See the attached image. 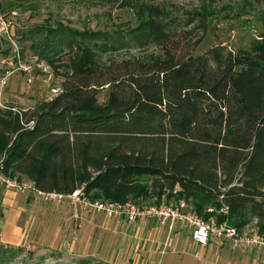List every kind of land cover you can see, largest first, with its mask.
<instances>
[{
    "label": "trees",
    "instance_id": "1",
    "mask_svg": "<svg viewBox=\"0 0 264 264\" xmlns=\"http://www.w3.org/2000/svg\"><path fill=\"white\" fill-rule=\"evenodd\" d=\"M121 7L139 18L126 38L142 52L127 58L96 56L102 31L61 21L17 29L61 82L30 107L0 106L1 171L35 189L82 188L103 201L184 199L238 229L256 219L264 235V29L246 48L193 53L201 36L188 35L206 31L203 13L178 16L155 0Z\"/></svg>",
    "mask_w": 264,
    "mask_h": 264
},
{
    "label": "rangeland",
    "instance_id": "2",
    "mask_svg": "<svg viewBox=\"0 0 264 264\" xmlns=\"http://www.w3.org/2000/svg\"><path fill=\"white\" fill-rule=\"evenodd\" d=\"M1 1L5 5L2 15L10 21V25L9 37L0 35V77L7 72L10 74L5 84L0 86V106L11 104L30 107L39 100L50 99L60 87L61 79L53 74L51 67L32 48L31 41L21 39L17 34L19 28L25 29L43 21H61L78 30L102 31L105 39L98 40L91 46L96 56L103 61L127 58L142 52L127 41L126 30L138 23L139 18L132 8L121 7L122 0ZM155 2L165 5L178 16H183L185 11H197L205 15L206 31L202 32L200 27H197L188 35L190 40L201 36V41L193 53H201L207 47L219 43L228 49L246 48L264 29L261 21L264 5L253 0H155ZM183 49L185 50L184 46L181 50ZM149 50L155 48L150 47ZM161 230L162 239L167 235L169 241L167 240L161 250H157L155 260L151 259L153 252L146 256L150 257L148 264H264L259 251L243 248L232 250L214 247L209 252L206 249L201 259H197L193 256L192 250L181 247L182 242L176 248L174 244L169 243L170 236L175 232L169 233L164 228ZM180 231L187 235L186 230ZM184 234L179 238L183 239ZM1 241L2 238L0 264H77L78 260L83 258L89 259V264H121L120 261L108 262L89 254L60 252V257L56 258L55 254L59 253L57 250L3 244ZM123 263L135 264L132 260L126 259Z\"/></svg>",
    "mask_w": 264,
    "mask_h": 264
},
{
    "label": "crops",
    "instance_id": "3",
    "mask_svg": "<svg viewBox=\"0 0 264 264\" xmlns=\"http://www.w3.org/2000/svg\"><path fill=\"white\" fill-rule=\"evenodd\" d=\"M22 182L27 184L23 190L0 185V238L3 244L89 254L121 264H125L124 259L135 264H148L150 252L154 253L151 259L155 260L157 250L169 241L167 235L162 239V230L151 218L127 224L122 218H108L102 213H81L82 220L76 225L73 208L66 201L59 205L43 202L31 182L23 179ZM180 230L175 229L169 243L176 248L182 242V248L192 250L188 233L185 235ZM181 234H184L183 239L179 238Z\"/></svg>",
    "mask_w": 264,
    "mask_h": 264
},
{
    "label": "built area",
    "instance_id": "4",
    "mask_svg": "<svg viewBox=\"0 0 264 264\" xmlns=\"http://www.w3.org/2000/svg\"><path fill=\"white\" fill-rule=\"evenodd\" d=\"M10 21L0 14V35L9 37ZM27 69V68H26ZM28 71L29 70H25ZM9 72L0 77V86L5 84ZM0 185L5 188L23 190L27 188L25 182L10 177L1 171ZM34 192L45 202L61 204L66 201L73 208V216L78 225L82 217L81 213L89 215L93 212L102 213L104 216L118 217L131 224L140 219L151 218L156 226L166 229L169 233L181 228L187 231L193 245L192 253L197 259H201L206 249L209 248H243L250 251H259L261 261H264V235L260 234L256 227V219H253L243 229L230 225L226 220L218 221L214 216L203 218L195 213L184 199L174 202H160L159 204H136L133 202H111L92 199L84 193L82 188H76L69 193L56 191H42L33 188ZM212 212V208H207ZM221 211L226 212V208Z\"/></svg>",
    "mask_w": 264,
    "mask_h": 264
}]
</instances>
